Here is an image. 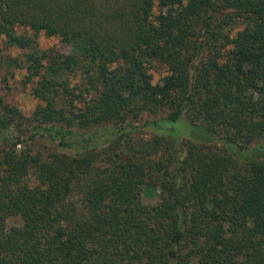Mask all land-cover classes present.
Masks as SVG:
<instances>
[{"label":"trees","instance_id":"obj_1","mask_svg":"<svg viewBox=\"0 0 264 264\" xmlns=\"http://www.w3.org/2000/svg\"><path fill=\"white\" fill-rule=\"evenodd\" d=\"M0 38L40 101L0 96V264H264V0H0Z\"/></svg>","mask_w":264,"mask_h":264},{"label":"rangeland","instance_id":"obj_2","mask_svg":"<svg viewBox=\"0 0 264 264\" xmlns=\"http://www.w3.org/2000/svg\"><path fill=\"white\" fill-rule=\"evenodd\" d=\"M0 44L2 46V52L3 54H11L14 56H20L22 54V50L18 48L13 47H7L4 39L0 38ZM39 43L44 48L54 47L57 49L66 50L67 47L63 45V43L60 41L57 37H47L45 35H41L39 37ZM162 70L158 72H154V81L157 82L161 75ZM164 73V72H163ZM22 79V72L17 77V81L13 83L12 88H7L4 83L2 82L0 78V96H2L7 102L17 105L20 109H22L25 113V115H31L36 109L37 105L40 103V101L33 96L31 93V87H22L20 82ZM164 125L166 126L167 133H174L179 138H189L192 140H206L210 137V133L204 129L201 126L192 125L189 121L181 118L178 121H165ZM170 128V129H169ZM263 152V151H262ZM259 154V153H258ZM255 154V150H250L249 152H243L241 156L242 158L245 157H253ZM159 200L158 196H150V195H143V201L145 203L154 204Z\"/></svg>","mask_w":264,"mask_h":264}]
</instances>
